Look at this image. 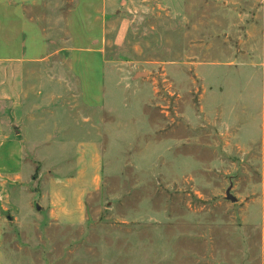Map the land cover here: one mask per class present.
<instances>
[{"label":"rangeland","instance_id":"obj_1","mask_svg":"<svg viewBox=\"0 0 264 264\" xmlns=\"http://www.w3.org/2000/svg\"><path fill=\"white\" fill-rule=\"evenodd\" d=\"M5 59L0 264H264V0H0Z\"/></svg>","mask_w":264,"mask_h":264},{"label":"crops","instance_id":"obj_2","mask_svg":"<svg viewBox=\"0 0 264 264\" xmlns=\"http://www.w3.org/2000/svg\"><path fill=\"white\" fill-rule=\"evenodd\" d=\"M22 61L13 59V61H0V103L10 100L14 112L13 119L9 121L10 125L22 122L23 117L21 109V100L24 91V78L22 70ZM5 110V107H4ZM3 110V112H4ZM0 111V193H4L1 198L8 197L9 192L20 184L17 175L22 174L25 160L24 138L15 128L9 131L6 121H3V114Z\"/></svg>","mask_w":264,"mask_h":264}]
</instances>
